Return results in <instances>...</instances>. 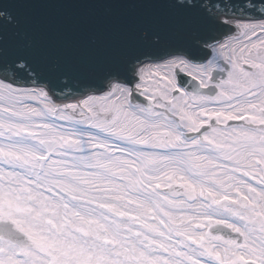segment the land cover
Masks as SVG:
<instances>
[{
  "label": "snow or ice",
  "instance_id": "snow-or-ice-1",
  "mask_svg": "<svg viewBox=\"0 0 264 264\" xmlns=\"http://www.w3.org/2000/svg\"><path fill=\"white\" fill-rule=\"evenodd\" d=\"M0 264H264V0H0Z\"/></svg>",
  "mask_w": 264,
  "mask_h": 264
},
{
  "label": "water",
  "instance_id": "water-1",
  "mask_svg": "<svg viewBox=\"0 0 264 264\" xmlns=\"http://www.w3.org/2000/svg\"><path fill=\"white\" fill-rule=\"evenodd\" d=\"M98 14H99V10H98Z\"/></svg>",
  "mask_w": 264,
  "mask_h": 264
}]
</instances>
